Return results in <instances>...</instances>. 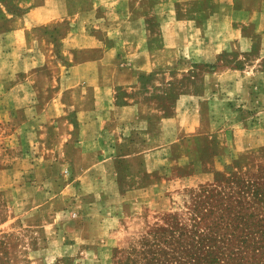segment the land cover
I'll return each instance as SVG.
<instances>
[{
  "label": "rangeland",
  "instance_id": "374dc122",
  "mask_svg": "<svg viewBox=\"0 0 264 264\" xmlns=\"http://www.w3.org/2000/svg\"><path fill=\"white\" fill-rule=\"evenodd\" d=\"M157 1L0 0V264H264V0Z\"/></svg>",
  "mask_w": 264,
  "mask_h": 264
},
{
  "label": "crops",
  "instance_id": "0c3cea01",
  "mask_svg": "<svg viewBox=\"0 0 264 264\" xmlns=\"http://www.w3.org/2000/svg\"><path fill=\"white\" fill-rule=\"evenodd\" d=\"M175 1L176 0H164L165 3H168L169 5H174L175 4ZM177 1H181V0H177ZM189 1V0H188ZM164 2H162V0L160 2L157 1L156 4H152L153 5V9H156V10H160V6H166L164 4ZM260 7L257 9L255 7V11L254 13L256 14H260V15H264V8L262 7V5H259ZM228 10L225 15V19H224V24L226 25L227 28H230L229 32H228V29H227V35L223 36V37H219V38H216V40L218 39H221L223 41L221 42H217L216 43V47L219 46V45H222V46H226V47H229L231 49H236V50H248L250 49V47H252V44H253V40H252V37L248 34H245V33H242L240 28H236L234 27L233 25V19L232 18H229V17H232L234 16L235 14H237L238 12H240L241 10L239 8H237L236 6V2L235 0H219V9L216 13H212L214 16H211L210 20H207L208 21V24L211 25L213 22L212 21H216V15L220 14L223 10ZM166 11H170L169 13H172L173 11H171V8H168L166 9ZM164 11V13L166 12ZM64 15H66L65 13H63ZM157 15L160 14V11L159 12H156ZM79 12H77L75 15H74V20H77V21H81L82 24H84V19H83V14H81L79 17ZM88 15V14H86ZM44 17H42V21H45L46 19L49 20L48 18V15H43ZM88 16H92V15H88ZM229 16V17H228ZM73 19V18H72ZM173 19L171 16H169V18H164L163 22H161V26L162 28L164 29V32H166V29H168L172 23H173ZM47 21V20H46ZM217 22V21H216ZM43 23V22H42ZM230 25V26H229ZM78 26V25H76ZM96 27V26H95ZM94 27V30H91L93 32L90 31V33H88V36L93 38L94 39V43L90 46H94L95 48L98 49V51L102 52V53H106L108 54L109 56L113 57V55L115 54L116 52V46L114 45H107L105 42H104V33H102L101 35H98L97 32L98 31H106L107 30V33H110L111 31L107 28H100V27ZM203 28H200V30H203ZM80 31L78 32H85L87 29H85V27H82V29L80 28L79 29ZM112 30H117V29H112ZM131 30H134V28H132ZM136 31H139L138 28L136 29ZM167 32L165 33V37H164V42H163V46H170L167 42H165V39H167V36H166ZM82 35V34H81ZM127 44H129L128 41H126ZM121 43L123 44V47H124V44L125 42L122 40ZM120 47V45H119ZM136 47L139 49H141V47H139V44H137L136 42ZM188 50V45L186 46L185 43L181 44L180 46H178L176 48L177 51L179 50H183V54H185V50L186 49ZM121 48V47H120ZM100 49V50H99ZM143 51V50H141ZM145 52V50H144ZM143 52V54H144ZM142 54V53H141ZM89 63H92V61H88ZM141 62V61H140ZM144 61H142L141 63H143ZM141 68V67H140ZM229 72H231L233 74V77H232V80L234 82V84H237L239 80L242 79V72L239 73L237 71H234V70H230V71H225L223 73H221L222 75H225V74H228ZM237 72V73H236ZM236 92L235 90L233 89V97H236L235 96ZM222 96V93H220L218 95V97ZM235 99V98H234ZM204 100H201V102L203 103ZM198 103H199V100L197 99L195 101V103H192L190 104V109H198ZM208 105V102L206 103ZM123 108H126L128 110V112H131L133 109L132 108H136L134 106H131V105H126L124 106Z\"/></svg>",
  "mask_w": 264,
  "mask_h": 264
},
{
  "label": "trees",
  "instance_id": "16d2710c",
  "mask_svg": "<svg viewBox=\"0 0 264 264\" xmlns=\"http://www.w3.org/2000/svg\"><path fill=\"white\" fill-rule=\"evenodd\" d=\"M216 261V259H214V258H211V259H207L206 260V262L208 263V264H212V263H214Z\"/></svg>",
  "mask_w": 264,
  "mask_h": 264
}]
</instances>
